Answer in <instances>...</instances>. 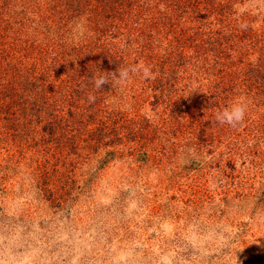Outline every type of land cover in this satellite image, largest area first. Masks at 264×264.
I'll list each match as a JSON object with an SVG mask.
<instances>
[{
    "label": "rangeland",
    "instance_id": "rangeland-1",
    "mask_svg": "<svg viewBox=\"0 0 264 264\" xmlns=\"http://www.w3.org/2000/svg\"><path fill=\"white\" fill-rule=\"evenodd\" d=\"M235 8L264 32V0ZM20 9L0 0V22ZM176 75L109 89L82 119L99 137L108 120L101 145L78 128L46 154L0 130V264H264V111L221 125L232 97L211 107L206 75Z\"/></svg>",
    "mask_w": 264,
    "mask_h": 264
},
{
    "label": "trees",
    "instance_id": "trees-1",
    "mask_svg": "<svg viewBox=\"0 0 264 264\" xmlns=\"http://www.w3.org/2000/svg\"><path fill=\"white\" fill-rule=\"evenodd\" d=\"M9 1L21 9L0 22V130L28 132L23 148L47 154L50 140L78 128L83 141L110 140L108 120L93 117L102 137L82 120L87 111L99 113L115 87L92 91L93 78L136 63L152 75H206L213 91L195 100L211 107L243 96L249 112L264 111V32L252 29L248 13L238 14L241 0ZM78 21L86 32L76 39Z\"/></svg>",
    "mask_w": 264,
    "mask_h": 264
},
{
    "label": "clouds",
    "instance_id": "clouds-1",
    "mask_svg": "<svg viewBox=\"0 0 264 264\" xmlns=\"http://www.w3.org/2000/svg\"><path fill=\"white\" fill-rule=\"evenodd\" d=\"M86 32L84 22L78 21L73 26V34L76 37H83ZM134 75H142L145 79H151L152 69L143 63L130 64L123 67L118 66L115 71L106 73L101 71L93 78V86L99 90L106 84H115L118 86L126 85ZM95 99L94 95H89L88 100L91 102ZM247 113V100L243 96L234 98L229 104L215 113V120L221 125L237 127L240 125Z\"/></svg>",
    "mask_w": 264,
    "mask_h": 264
}]
</instances>
